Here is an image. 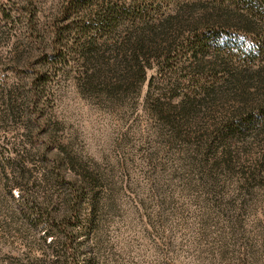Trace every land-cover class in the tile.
Wrapping results in <instances>:
<instances>
[{
  "label": "rangeland",
  "instance_id": "obj_1",
  "mask_svg": "<svg viewBox=\"0 0 264 264\" xmlns=\"http://www.w3.org/2000/svg\"><path fill=\"white\" fill-rule=\"evenodd\" d=\"M212 1L169 0L164 11ZM60 3L0 0V264H62L59 240L73 230L82 235L80 264H264V105L254 106L256 95L242 111L241 118L262 117L248 130L230 131L219 112L224 101L231 109L238 103L237 87L263 79L262 55L241 66L245 51L237 42L218 51L207 36V48L195 40L173 52L164 68V58L155 59L148 72L154 99L176 104L199 90L208 104L197 106L196 124L175 127L139 76L115 91L86 84L82 49L49 72L50 58L42 53ZM4 9L11 17L1 15ZM31 13L49 31L41 33L44 40L30 36ZM190 38L187 32L183 39ZM79 163L98 166L103 175L97 189L89 188L95 203L89 206L85 194L81 212L70 204L80 195L73 184L84 173ZM16 181L36 207L11 189ZM46 229L59 236L53 245L50 237L44 241Z\"/></svg>",
  "mask_w": 264,
  "mask_h": 264
},
{
  "label": "trees",
  "instance_id": "obj_2",
  "mask_svg": "<svg viewBox=\"0 0 264 264\" xmlns=\"http://www.w3.org/2000/svg\"><path fill=\"white\" fill-rule=\"evenodd\" d=\"M177 1L191 2V0ZM197 1L201 3V0ZM168 2L169 0H63L53 16L55 21L51 25L53 36L49 38L50 45L42 53L47 59L50 58L49 72L59 71L70 51L82 49L84 50L83 62L86 66L82 75L84 74L86 84L91 86L100 84L115 91L122 86L123 82L128 81L131 84L133 78L139 76L141 82L147 84L148 98L153 99L156 107L160 108L162 114H165V118L173 119L175 127L178 125L187 126L191 123L196 124L193 117L195 114L200 115L197 106L206 105L208 108V104L202 103V100L199 99L204 95V92L194 90L187 99L176 104L161 102L159 97L154 99V75L148 77L149 70L153 66H157L154 60L164 58L160 65L161 68H164L173 52L180 54L186 48L192 47L195 40L198 41L195 45L200 44L204 49L207 48L208 45L205 43L207 36L212 38L213 43L216 44L214 48L218 51L225 47L227 42L234 40L239 44V48L241 47L245 51L244 63H240V65H244L241 66L250 67L253 58L256 55H262V62L258 70L263 73V79L260 82L252 83L254 86L237 87L240 90V95L236 96L239 104L234 103L236 105L231 109L224 101L219 112L222 111L225 114L227 123L224 125L230 131L236 128L241 130L254 128L257 123L262 121L259 114L248 113L246 118H241L240 115L245 114L242 111L248 110L250 102H255L253 100L256 95L260 97V100L254 106L260 108L264 105V0H213L214 5L200 9L196 8L198 4L177 3L176 11L167 14L164 10L168 8ZM7 11V9L1 11V15L5 19L11 17V10L8 13ZM28 21L30 36H39L40 40H44L41 33L44 35L49 31H43L46 28L39 26L33 13ZM92 30H96V35H89ZM261 31L263 34H260ZM187 32L190 33V40L183 39ZM72 44L75 45L73 46L75 48H71ZM175 45L182 50L177 52L178 47ZM246 70V68L240 69L237 75ZM41 73L37 80L42 78ZM250 87L257 89L247 93ZM206 94L208 93L206 92ZM9 97L8 103L10 102L12 105L15 99L12 98L11 93ZM36 101L37 99L34 102L36 103ZM200 124L202 123L199 122L198 125ZM67 158L72 164L78 163L75 157ZM79 165L84 173L73 184L77 186L76 194L79 192L80 195H77L73 203H70L69 200V203L73 204L71 207L77 210L82 205L86 197L85 194L92 198L88 203L89 206L95 203L96 195L92 194L91 196L89 188L97 189L103 178L102 172L96 170L99 169L98 166L95 168L91 167L92 165L87 166L88 164L79 163ZM10 187L11 189L17 188L22 192L19 198L21 197L25 206L36 207L33 203L36 202L35 199L24 191L20 183L16 181ZM58 196L65 203L64 196L66 195L60 189ZM48 199H50L48 201L50 204L53 197L49 196ZM80 212L78 215L76 213L77 222H81L83 219ZM90 213L93 214L94 210L88 214L91 219ZM66 226L68 227V225ZM67 227H64L65 230ZM73 231H65V238L59 240L64 248L61 255L62 264H80L77 256L82 244V239H80L82 235L80 231H74L76 234ZM49 237L51 238L49 246L59 239L56 231L46 229L44 241L47 242Z\"/></svg>",
  "mask_w": 264,
  "mask_h": 264
}]
</instances>
